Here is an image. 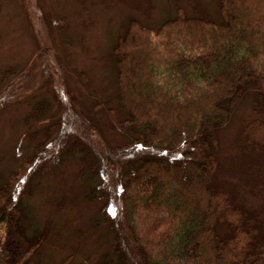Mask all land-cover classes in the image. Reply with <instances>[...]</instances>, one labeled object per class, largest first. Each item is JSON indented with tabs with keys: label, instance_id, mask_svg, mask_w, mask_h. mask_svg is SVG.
<instances>
[{
	"label": "trees",
	"instance_id": "16d2710c",
	"mask_svg": "<svg viewBox=\"0 0 264 264\" xmlns=\"http://www.w3.org/2000/svg\"><path fill=\"white\" fill-rule=\"evenodd\" d=\"M176 15V27L187 30L181 39L165 32L173 55L164 61L145 56L144 44L155 31L137 20L143 34L129 25L113 46L115 100L122 111L118 127L128 126L126 142L105 147L93 141L98 132L91 119L67 83L52 78L58 115L41 128V139L10 175L12 181L0 186V264H30L46 231L28 224L20 192L30 174L44 171L55 156L69 155L83 163L80 173L88 188L82 198L97 194L98 219L116 228L117 256L99 264H264L258 223L249 221L251 214L224 182L214 183L217 132L249 90L255 97L252 115L240 121L236 144L256 156L264 152V0H217L215 19L191 18L180 8ZM13 76L20 78L6 87L8 99L32 83L14 69L1 81L8 84ZM44 106L39 102L33 117L42 116ZM82 124L85 129L78 132ZM255 160L247 156L248 176H241L258 185ZM101 175L112 184V195L109 188L106 194L100 189Z\"/></svg>",
	"mask_w": 264,
	"mask_h": 264
},
{
	"label": "rangeland",
	"instance_id": "374dc122",
	"mask_svg": "<svg viewBox=\"0 0 264 264\" xmlns=\"http://www.w3.org/2000/svg\"><path fill=\"white\" fill-rule=\"evenodd\" d=\"M178 8L189 17L218 16L217 0H0V186L12 181L14 177L9 178L10 175L32 155L41 139V128L58 115L53 77L59 84L62 80L67 83L80 109L91 119L98 132L93 141L105 147L126 142L128 126L118 127L122 111L115 100L118 68L112 56L113 46L126 34L129 25L130 30L137 28L141 33L142 25L155 31L148 35L149 44H144L145 56L164 61L173 55L172 48L163 40L165 32H176L181 39L187 30V26L179 28L172 21ZM190 35L187 33V37ZM158 65L165 67L163 63ZM51 68H56L54 74L45 75ZM8 69L32 82L26 91L10 99L6 87L20 77L13 76L8 84L1 81ZM254 98V92L249 90L217 132L218 168L214 183L224 182L233 199L251 214L249 221L258 223L264 233V152L257 156L243 152L235 138L240 121L252 115L250 103ZM39 102L45 103V112L33 117ZM110 109L115 112V122L109 118ZM82 127L78 132H83L85 126ZM253 155L256 174H261L258 185L248 184L247 178L244 181L242 177L248 176L245 161ZM56 158L44 171L30 174L19 195L28 224L42 229L45 226L46 231L30 264H99L105 257L113 260L117 256L113 248L116 228L98 219L97 194L95 199L82 198L88 188L80 173L83 163L70 155ZM109 159L113 162L114 158ZM100 179V189L106 194L109 188L112 195V184L105 183L102 175Z\"/></svg>",
	"mask_w": 264,
	"mask_h": 264
}]
</instances>
